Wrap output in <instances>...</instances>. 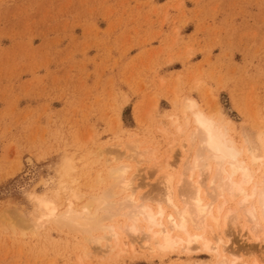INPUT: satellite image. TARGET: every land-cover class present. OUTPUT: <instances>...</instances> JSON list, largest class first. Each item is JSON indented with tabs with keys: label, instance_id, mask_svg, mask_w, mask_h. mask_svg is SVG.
Returning <instances> with one entry per match:
<instances>
[{
	"label": "rangeland",
	"instance_id": "obj_1",
	"mask_svg": "<svg viewBox=\"0 0 264 264\" xmlns=\"http://www.w3.org/2000/svg\"><path fill=\"white\" fill-rule=\"evenodd\" d=\"M188 100L233 129L257 136L264 129V0H0V264L258 258V238L244 226L223 235L224 258L199 246L157 251L146 245L144 228L138 236L121 233L124 217L107 222L120 233L119 246L97 244L101 230L33 229L29 196L45 194L41 182L59 190L60 212L75 194L81 210L110 183L109 156L130 144L181 167L180 149L167 148L174 130L168 117L183 123ZM131 167L137 188L160 190L166 169L157 172L150 161ZM18 216L29 223L19 225Z\"/></svg>",
	"mask_w": 264,
	"mask_h": 264
},
{
	"label": "snow or ice",
	"instance_id": "obj_2",
	"mask_svg": "<svg viewBox=\"0 0 264 264\" xmlns=\"http://www.w3.org/2000/svg\"><path fill=\"white\" fill-rule=\"evenodd\" d=\"M188 111L195 113V129H190L187 119L181 123L177 115L168 117L174 130L167 148L169 151L180 149L177 161L181 167L157 159L154 148H142L138 143L109 156L110 183L98 195L93 194L102 213L97 222L125 217L131 226H124V231L138 236L144 231L139 228L141 221H147L151 226L147 238L167 237L165 244L157 242L156 245V250L164 253L176 251L178 247L183 251V245L193 242L202 243V251L218 253L223 244L218 233L244 226L261 245L259 257L249 253L245 264H264V129L258 136L244 126L233 129L222 118L207 117L197 111L193 101H187L185 112ZM149 161L157 172L166 169L160 190L151 183L142 190L129 179L133 163L139 166ZM41 183L40 191L45 195L32 192L29 199L52 211L55 205L49 201L55 200L59 190L52 181ZM33 186L34 183L29 185L25 195ZM61 189L69 191L64 185ZM153 206L161 220H168L167 229L163 223H156ZM169 211L172 215H168ZM155 227L161 231L155 232ZM191 229L200 235L193 236ZM170 230L182 232L185 239L172 240L168 236ZM209 232L218 243L209 241ZM221 264L229 261L223 260ZM232 264L241 262L234 260Z\"/></svg>",
	"mask_w": 264,
	"mask_h": 264
},
{
	"label": "bare ground",
	"instance_id": "obj_3",
	"mask_svg": "<svg viewBox=\"0 0 264 264\" xmlns=\"http://www.w3.org/2000/svg\"><path fill=\"white\" fill-rule=\"evenodd\" d=\"M188 101H193L195 103V105L197 106V111H198V104L194 100H188ZM186 105H185L184 110H183L185 120L187 119L188 121H190V124H192L194 126V129H195L197 127L196 120H195V113L192 111H188L186 113L185 112ZM188 113H190L191 116H189ZM71 169H72L71 161L67 158L64 160L63 170L66 171L67 173H69V171ZM44 195L45 194L40 195V196H44ZM59 198H60V196H57L54 201H49V203H54V205H55L54 210H52V211H49L47 207H42L39 203H36L33 201L34 206H35V212H34L35 222L33 224V229L39 228V227L44 226V225L49 224V223H53L59 227H68L70 229H75L81 233H91V232H97V231L101 230V231H103L105 236L98 238L96 240L97 244H101L103 240L106 241L107 239H108L106 241L107 244H111V242L113 244H115L116 246H119V244H122V242H121L122 239H120V233H117L116 231H114L110 227H108L107 222L106 223H98L97 222L102 213L99 209V205H97L93 199H92L93 201L84 205L81 210H78L76 208L75 202L76 201L78 202L82 198H81L80 194H75V195L71 196L70 200H68V199L66 200L67 207L65 208L64 211L61 210V212H60L61 207L64 206V205H62V203L64 204V202H62V203L59 202L60 201ZM79 202H81V201H79ZM234 206L235 205L233 204V207ZM152 211H153V213L156 214V223L157 224L163 223L165 228L167 229L168 225H169L168 220L166 218L161 220L159 215H158V211L156 208L152 207ZM168 215H172V213H169ZM18 217H19L18 218L19 219L18 220L19 225L26 226V224L29 223V222H27V220H24L22 217H20V216H18ZM124 220L126 221V224L124 226L130 227L131 221L125 217H124ZM16 224H17V222H16ZM124 226L120 228L121 233H128V232L124 231ZM150 227H151L150 224L144 220H142L140 225H139L140 229L144 228V230L146 231L147 237H148V231L147 230ZM153 230L155 232L161 231L159 229V227H155ZM191 231H192L193 236L200 235V233H197L194 229H191ZM224 234H225V232L218 233L219 239L223 240ZM168 236H170L172 240H175L177 238L185 239L184 234L180 231H171L170 230L168 233ZM147 237H146V245H149L150 248H152V246H156L157 242H159L160 244H165L167 242V237H165V236H160L158 238H147ZM213 238L214 239H209V241L213 244L218 243V240L215 237H213ZM109 239H111V240H109ZM195 246L196 247L199 246L201 248L203 247L202 243H196V242H193L191 245L185 244L182 247L186 251L190 252V250ZM227 248H228L227 243H225L223 241V244L220 245V251L218 253L216 251H212V252H214L218 257L224 258V254L226 252L229 253ZM121 252H124V250H122ZM204 252H211V251H204ZM229 264H232V262H230Z\"/></svg>",
	"mask_w": 264,
	"mask_h": 264
}]
</instances>
